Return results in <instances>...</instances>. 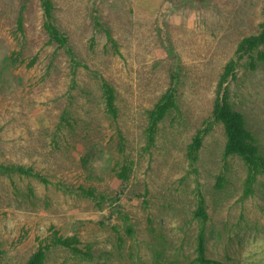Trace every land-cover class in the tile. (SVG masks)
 I'll use <instances>...</instances> for the list:
<instances>
[{"label":"rangeland","instance_id":"obj_1","mask_svg":"<svg viewBox=\"0 0 264 264\" xmlns=\"http://www.w3.org/2000/svg\"><path fill=\"white\" fill-rule=\"evenodd\" d=\"M52 1L76 66L49 41L41 0H0V165L29 170L0 167V264H26L38 246L46 264H196L201 227L206 257L264 264V177L245 194L247 168L212 117L234 59L222 92L264 155V60L236 51L259 32L264 0ZM173 83L176 107L148 142L147 111ZM55 233L92 259L53 245Z\"/></svg>","mask_w":264,"mask_h":264},{"label":"trees","instance_id":"obj_2","mask_svg":"<svg viewBox=\"0 0 264 264\" xmlns=\"http://www.w3.org/2000/svg\"><path fill=\"white\" fill-rule=\"evenodd\" d=\"M41 6L43 10V25L49 36V41L51 43H56L58 47L63 48L66 54L70 57V61L73 65H77L78 62L75 59L72 48L69 46L68 37L59 30V28L54 24V4L52 0H41ZM263 21L260 25V30L257 34H253L244 37L238 44L237 53L239 57L244 55L250 58V63L254 64V59L264 60V8L262 10ZM103 29L107 40L115 45L114 40L111 37L110 30L99 24ZM117 50V49H116ZM236 66V61L231 59L227 62L224 67V71L220 76V80L217 86V96L214 100L212 117L220 122L224 129L225 134V154L237 155L241 158L244 165L247 168V175L245 179V194L252 190V184L257 179V176L262 175L264 177V155L259 151L256 138L248 129L244 115L235 110L230 103L226 100L225 92H222L223 85L229 76L234 73V68ZM103 99L105 103L106 113L112 118L117 116V110L115 106V95L114 90L107 82H102L101 84ZM176 98V85L171 84L165 92L160 96L158 101L153 105L151 109L147 111L148 114V125H147V139L148 142H152L154 133L158 126V123L165 117V115L177 104ZM202 130H198L191 141L186 147V158L192 165L198 157L199 149L202 145ZM1 168L6 169H16L22 173H29V170L23 166H4L0 165ZM120 176L123 180L125 175V169L122 168ZM124 173V174H123ZM37 175V174H34ZM123 175V176H122ZM87 196L96 197L93 189L82 190ZM194 216L198 218L201 222H204L208 218V214L205 210V204L202 197L199 198L197 208L194 211ZM75 237H63L61 235L54 234L52 240L53 245L62 246L68 248L72 251L75 257L81 258L83 260L92 259V253L88 249L84 251L77 247ZM47 246H38L30 256L28 257L26 264H46L47 258ZM196 264H220L219 261L213 260L205 256V241H204V229L201 227L197 235L196 244Z\"/></svg>","mask_w":264,"mask_h":264}]
</instances>
